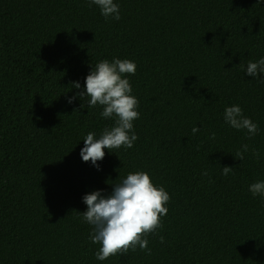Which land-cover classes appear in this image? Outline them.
I'll use <instances>...</instances> for the list:
<instances>
[{"label":"trees","instance_id":"16d2710c","mask_svg":"<svg viewBox=\"0 0 264 264\" xmlns=\"http://www.w3.org/2000/svg\"><path fill=\"white\" fill-rule=\"evenodd\" d=\"M114 2L119 21L86 0H0V264H264V197L249 191L264 181V83L239 66L264 58V0ZM115 58L137 66L139 138L97 170L83 139L114 121L71 84ZM233 105L259 126L251 140L225 123ZM138 171L170 195L151 255L99 261L83 197Z\"/></svg>","mask_w":264,"mask_h":264},{"label":"clouds","instance_id":"9594fccd","mask_svg":"<svg viewBox=\"0 0 264 264\" xmlns=\"http://www.w3.org/2000/svg\"><path fill=\"white\" fill-rule=\"evenodd\" d=\"M86 2L90 8L93 5L98 7L106 20L121 19L119 5L114 0ZM239 66L247 76L264 83V79H260L264 75V58L255 62L249 60L246 68L242 63ZM136 70V64L128 59L115 58L111 62L102 60L92 67L83 89L79 82L71 84V88L79 90L77 96L80 99L88 98L89 108L101 106V117L114 121L113 126L104 128L98 138L95 133L89 132L83 139L85 147L81 149V158L85 163L91 162L97 170H100L98 162L105 158V149L112 153L121 147L127 150L139 138L134 131V121L140 118L137 111L139 101L132 95L129 79L125 78L127 74L135 75ZM76 98L72 97L68 103H73ZM76 112L79 111L74 110ZM224 121L233 129L246 130L249 140L259 132V126L244 115L239 105L225 108ZM191 131L195 135L200 128L193 127ZM212 138L215 139L214 133ZM247 152L249 145L243 144L234 157L244 161ZM252 155L259 161L260 153L257 150L252 149ZM221 168L225 176L234 171V168L228 166ZM203 174L208 175L207 172ZM118 181L111 184V193L98 190L83 197L87 211L80 215L82 222L92 226L91 243L100 245L95 253L99 261H105L117 254L126 255L129 250L136 251L137 248L151 255L147 237L158 234V229L163 227L161 217L168 214L165 205L170 201V195L163 186H155L147 172L129 173L126 178H119ZM249 191L253 196L264 197V181L252 183ZM160 242H165L163 236L160 237Z\"/></svg>","mask_w":264,"mask_h":264}]
</instances>
